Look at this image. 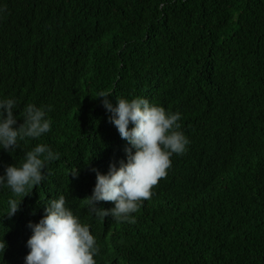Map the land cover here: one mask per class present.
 I'll return each instance as SVG.
<instances>
[{
	"label": "trees",
	"instance_id": "obj_1",
	"mask_svg": "<svg viewBox=\"0 0 264 264\" xmlns=\"http://www.w3.org/2000/svg\"><path fill=\"white\" fill-rule=\"evenodd\" d=\"M101 91L180 112L189 140L134 223L87 204L92 169L129 147ZM4 97L17 125L28 103L50 105L52 125L0 149V174L38 143L60 155L24 198L0 186V264H24L29 221L61 195L96 238V264H264V0H0ZM10 198L22 200L12 217Z\"/></svg>",
	"mask_w": 264,
	"mask_h": 264
},
{
	"label": "clouds",
	"instance_id": "obj_2",
	"mask_svg": "<svg viewBox=\"0 0 264 264\" xmlns=\"http://www.w3.org/2000/svg\"><path fill=\"white\" fill-rule=\"evenodd\" d=\"M112 94L101 91L97 97L110 113L109 120L116 127L120 137L127 141L126 160L119 164L110 163L106 173L95 172L96 182L92 194L87 198L90 211L100 219L108 216L117 222L134 223L142 201L150 199L151 189L166 175L171 166V156L182 154L189 143L181 130L180 112L166 110L144 97L132 99H109ZM17 101L14 98H0V149H17L18 141L25 137L38 139L51 130L52 120L49 105L37 106L28 103L19 114L23 122L17 125ZM131 125V127H130ZM59 153L43 143L36 144L24 154L18 164H8L0 174V186L7 185L14 196L27 195L29 189L44 179V169L50 161L59 159ZM73 178L79 175V168L70 170ZM112 202L111 208L98 207L99 202ZM22 200L10 198L7 216L12 217L20 210ZM44 205L43 215L38 222L29 221L31 235L26 242L28 249L24 264H96L94 257L99 248L96 238L87 224L66 206L63 195L49 199ZM6 242H0L5 250Z\"/></svg>",
	"mask_w": 264,
	"mask_h": 264
}]
</instances>
